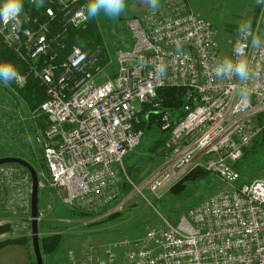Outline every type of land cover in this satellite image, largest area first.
I'll return each instance as SVG.
<instances>
[{
	"label": "built area",
	"instance_id": "built-area-1",
	"mask_svg": "<svg viewBox=\"0 0 264 264\" xmlns=\"http://www.w3.org/2000/svg\"><path fill=\"white\" fill-rule=\"evenodd\" d=\"M86 4L44 0L37 10L24 0L22 27L14 31L11 24H0L2 41L30 62L45 86L38 111L47 119L39 142L48 185L60 191L64 204L87 213L100 212L118 197L120 176L138 190L156 193L196 164L228 188L188 208L175 223L149 228L137 241L107 245L99 256L76 258L70 251V258L75 264H264V178L244 182L234 167L264 129V40L261 47L252 46L258 25L247 39L237 32L229 51L221 53L210 20L190 10L187 0H163L155 12L148 8L125 19L130 40L115 48L116 68L104 73L113 60L105 44L89 50L72 45L63 54L62 36L87 26L77 16ZM237 41L247 45L244 58L260 73L248 82L252 95L246 109L238 106L240 81L219 80L212 71L222 58H236ZM159 63L166 65L163 76L155 72ZM19 74L22 79L13 83L21 87L25 75ZM164 87L185 88L187 100L180 109L158 111L168 159L136 186L124 157L143 134L136 127L139 114L149 116L148 106ZM30 195L29 173L1 164L0 207L19 213L30 207Z\"/></svg>",
	"mask_w": 264,
	"mask_h": 264
},
{
	"label": "rangeland",
	"instance_id": "rangeland-1",
	"mask_svg": "<svg viewBox=\"0 0 264 264\" xmlns=\"http://www.w3.org/2000/svg\"><path fill=\"white\" fill-rule=\"evenodd\" d=\"M187 2L190 10L196 15L211 21L221 53H227L232 47L242 22H250L251 26L257 24L259 38L264 40V21H262L264 4H257V0H187ZM148 8L150 7L145 0H127V8L118 19L110 20L103 15L94 19V28L101 38L100 43L106 45L113 59L104 73L116 68L113 57L115 48L130 40V35L124 26L125 19ZM19 87L15 84L5 87L0 83V143L6 145L12 143L11 145L17 150L16 153L28 161L37 172L39 239L53 232H59L63 236L60 246L54 253L41 252L43 264H75L70 258V251L76 258L85 254L99 256L107 245L118 244L125 239L137 241L149 228L161 227L165 221L175 223L181 213L188 208L197 206L205 197L228 188L223 180L211 172L187 181L185 189L178 194L169 191L170 184L156 193H151L146 189L138 190L124 183L118 197L106 208L82 216L79 214L80 210L64 204L60 191L48 185L49 174L39 142L40 139L42 140L41 132L47 126V119L37 108L28 107L21 98L12 99V95L14 98L17 97L16 89ZM12 102L15 103L14 107L11 106ZM155 105L156 101H153V105L148 106L147 110L153 109ZM140 117L145 122L143 134L139 143L127 152L123 161L124 167H129L131 170L130 178L136 186L150 178L168 159L167 155H162L158 151L153 153L150 150L156 142L166 141V133L156 124L146 126L148 116H141V113L139 123ZM44 123L46 126H41ZM237 164L238 170H236L243 181L264 178L262 131L246 147L245 154H242ZM197 168L201 167L196 164L191 165L182 177ZM119 181L122 183L124 178L120 176ZM114 213H116L114 219H107ZM18 215L19 217L13 218L9 211L0 207V216L4 218L0 220V224L10 223L11 230L7 233L10 236H30V207H24L23 211L15 216ZM26 223H29V228H22ZM29 245L32 250L31 240Z\"/></svg>",
	"mask_w": 264,
	"mask_h": 264
},
{
	"label": "trees",
	"instance_id": "trees-1",
	"mask_svg": "<svg viewBox=\"0 0 264 264\" xmlns=\"http://www.w3.org/2000/svg\"><path fill=\"white\" fill-rule=\"evenodd\" d=\"M264 21V20H262ZM64 38L67 49L63 51V54L69 51L72 45H76L80 47L82 50L92 49L95 46L101 44V38L97 31L94 28V19L88 20L87 26L85 29H72L68 30V33L62 36ZM9 61L15 65L17 71L25 75V83L23 86L16 89L17 97L14 98L12 95V99L17 100L18 97L21 98L31 109L39 108L40 104L46 98L45 86L41 84V82L34 76L32 70L30 68V62L28 60L21 59L12 48L7 46L2 39L0 38V62ZM11 84L14 85L12 82ZM186 89L180 87H164L158 89V99L156 100L157 105L153 107V111H151L148 116V124H156L160 128V110H176L180 109L182 105L186 102ZM11 106L14 107L15 103L12 102ZM147 106L144 107L146 109ZM141 116H145L144 112L141 113ZM45 117V115H44ZM46 118V117H45ZM10 121V120H9ZM8 121V122H9ZM143 120L140 117V123L136 125L137 128H141L145 126ZM41 126L45 127L46 123L41 124ZM262 136H264V129H262ZM256 138V137H255ZM254 138V139H255ZM165 139V138H164ZM3 144L0 143V157L4 156H16L22 157L20 154H17V150L14 149V145ZM164 140L156 142L154 146L150 148V150L154 153L156 151L161 152L162 155H166V151L163 150ZM246 152V148L243 150V155ZM23 158V157H22ZM238 161L234 164V167L238 168ZM17 165V164H15ZM19 166V165H18ZM21 167V166H20ZM236 168V169H237ZM23 170H25L22 167ZM47 169V168H46ZM238 170V169H237ZM26 171V170H25ZM125 172L127 176L130 178L131 170L129 167H125ZM208 171L202 168H197L190 173L186 174L180 180L176 181L173 185L170 186L169 191L175 194L182 192L185 189L186 182L189 180H195L199 177H203L207 175ZM243 181V180H242ZM246 182V181H244ZM125 182L121 183V188L123 187ZM39 210V209H38ZM80 215H91L93 213H87L81 210L79 211ZM115 214H111L107 217V219H114ZM11 230V225L9 222L0 224V248L8 246V245H25L30 250L31 247L29 245V241L31 237L29 235H19V236H10L7 233ZM62 234L59 232L48 233L44 235L41 239H39L41 252L45 254L54 253L62 242ZM31 257L33 258V264L35 263L33 251L31 250Z\"/></svg>",
	"mask_w": 264,
	"mask_h": 264
},
{
	"label": "clouds",
	"instance_id": "clouds-1",
	"mask_svg": "<svg viewBox=\"0 0 264 264\" xmlns=\"http://www.w3.org/2000/svg\"><path fill=\"white\" fill-rule=\"evenodd\" d=\"M151 10L155 12L160 7V0H145ZM30 3L39 10L44 6V0H30ZM257 4H264V0H257ZM24 8V0H0V24L7 27L11 24L14 31H18L23 20L21 14ZM127 8V0H88L85 10L77 13L83 21L96 19L103 15L110 20L118 19ZM251 34V23L242 22L238 28V35L242 39H247ZM262 41L259 37L252 38V46L259 48ZM246 44L237 41L234 48L235 59L224 57L219 60L213 68L214 76L219 80H231L233 77L240 81L238 88L239 107L246 109L251 101L252 89L248 82L257 78L260 73L254 71L248 60L244 58V48ZM158 76H163L166 72V65L159 63L155 67ZM22 79L14 64L9 61L0 62V83L5 87L13 81L19 83Z\"/></svg>",
	"mask_w": 264,
	"mask_h": 264
},
{
	"label": "water",
	"instance_id": "water-1",
	"mask_svg": "<svg viewBox=\"0 0 264 264\" xmlns=\"http://www.w3.org/2000/svg\"><path fill=\"white\" fill-rule=\"evenodd\" d=\"M106 77H103L98 84L104 83ZM1 164H17L23 167L30 175L31 178V195H30V237L32 251L36 264H43L42 253L39 243L38 231V194H39V179L35 168L25 159L16 156L0 157Z\"/></svg>",
	"mask_w": 264,
	"mask_h": 264
},
{
	"label": "crops",
	"instance_id": "crops-1",
	"mask_svg": "<svg viewBox=\"0 0 264 264\" xmlns=\"http://www.w3.org/2000/svg\"><path fill=\"white\" fill-rule=\"evenodd\" d=\"M16 214L18 213L16 212L11 216L13 218L19 217V215L15 216ZM21 215H24V213H21ZM2 219L4 218L0 216V220ZM0 264H33L31 250L25 245H8L2 247L0 248Z\"/></svg>",
	"mask_w": 264,
	"mask_h": 264
}]
</instances>
